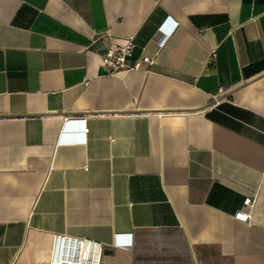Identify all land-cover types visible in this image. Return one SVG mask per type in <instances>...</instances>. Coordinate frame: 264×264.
Segmentation results:
<instances>
[{"label": "crops", "instance_id": "crops-1", "mask_svg": "<svg viewBox=\"0 0 264 264\" xmlns=\"http://www.w3.org/2000/svg\"><path fill=\"white\" fill-rule=\"evenodd\" d=\"M55 234L264 264V0H0V264H50Z\"/></svg>", "mask_w": 264, "mask_h": 264}, {"label": "built area", "instance_id": "built-area-1", "mask_svg": "<svg viewBox=\"0 0 264 264\" xmlns=\"http://www.w3.org/2000/svg\"><path fill=\"white\" fill-rule=\"evenodd\" d=\"M134 48L133 37L127 38L122 45L110 44L101 57L102 66L109 75L128 72L139 69V63L130 66L127 58ZM143 62H149L146 56ZM85 139L83 140V142ZM79 142H82L79 141ZM253 200L246 198L243 201V209L239 210L235 216L244 222L251 218V208ZM103 247L100 243L85 239L75 238L61 234H55L52 239L50 252V264H101Z\"/></svg>", "mask_w": 264, "mask_h": 264}]
</instances>
